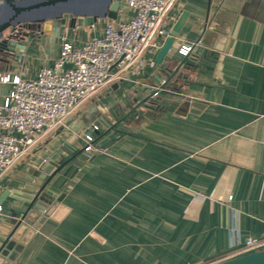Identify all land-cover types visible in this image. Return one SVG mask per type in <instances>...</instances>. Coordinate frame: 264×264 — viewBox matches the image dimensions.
Segmentation results:
<instances>
[{
  "label": "crops",
  "instance_id": "1",
  "mask_svg": "<svg viewBox=\"0 0 264 264\" xmlns=\"http://www.w3.org/2000/svg\"><path fill=\"white\" fill-rule=\"evenodd\" d=\"M184 12L161 68L156 54ZM107 20L58 36L7 30L21 49L0 76L35 79L64 41L101 37ZM166 21L169 36L144 53L139 73L111 69L110 83L1 176L0 264H218L245 239H264V0H176ZM163 80V106H150ZM10 90L0 83V106ZM89 104L101 135L113 127L93 153L83 152ZM47 179L52 203L19 223L22 196Z\"/></svg>",
  "mask_w": 264,
  "mask_h": 264
},
{
  "label": "built area",
  "instance_id": "2",
  "mask_svg": "<svg viewBox=\"0 0 264 264\" xmlns=\"http://www.w3.org/2000/svg\"><path fill=\"white\" fill-rule=\"evenodd\" d=\"M176 0H122L123 9L133 12L130 18L107 20L101 37L80 47L64 41L53 66L41 68L35 79L22 80L0 76V83L11 90L0 106V178L22 155L48 132L65 125L79 105L113 80L111 69H132L139 73L146 51L159 48V39L169 36L166 17ZM199 42V41H198ZM195 44L182 45L177 55L189 57ZM153 66L154 63L151 62ZM161 81L150 93L148 102H158L164 92ZM99 127L92 125L82 139L83 152L100 151L104 136L94 137ZM1 212V207H0ZM264 249V239L247 238L229 250L228 259Z\"/></svg>",
  "mask_w": 264,
  "mask_h": 264
},
{
  "label": "water",
  "instance_id": "3",
  "mask_svg": "<svg viewBox=\"0 0 264 264\" xmlns=\"http://www.w3.org/2000/svg\"><path fill=\"white\" fill-rule=\"evenodd\" d=\"M123 8L122 0H0V62L7 65L10 55H13L15 50L19 54L21 49L15 42V35H5L9 29L26 28L35 31L42 28L43 31H50L54 36H58L61 27L92 26L99 19L118 22L121 18L118 11ZM187 17V13H182L171 29L170 36L157 52L155 63L161 68L169 66L163 61L165 57L171 55V48ZM171 59L173 69L170 72L176 73L182 64H178L175 58ZM149 95L150 92L145 101H148ZM111 130L113 127L108 132ZM108 132L101 136H106ZM49 181L50 179H47L40 184L35 190V195L22 196L28 207L20 217L19 223L26 219L30 211L40 213L46 204L52 203L50 201L55 197V187L54 185L50 187ZM55 201L59 202V199ZM218 264H264V249Z\"/></svg>",
  "mask_w": 264,
  "mask_h": 264
},
{
  "label": "rangeland",
  "instance_id": "4",
  "mask_svg": "<svg viewBox=\"0 0 264 264\" xmlns=\"http://www.w3.org/2000/svg\"><path fill=\"white\" fill-rule=\"evenodd\" d=\"M102 20H104V19L97 20L98 21L97 23H99ZM82 104H83V102L79 106H81ZM149 105L153 106L151 103H149ZM85 110H86V112L83 114L81 122H83L87 125L86 128H91L92 123L96 122V117L98 116V110L93 104H89ZM97 124H96L97 126H100L99 123H97ZM101 130H102V128H101ZM93 135L95 138H97L96 132H93Z\"/></svg>",
  "mask_w": 264,
  "mask_h": 264
},
{
  "label": "trees",
  "instance_id": "5",
  "mask_svg": "<svg viewBox=\"0 0 264 264\" xmlns=\"http://www.w3.org/2000/svg\"><path fill=\"white\" fill-rule=\"evenodd\" d=\"M155 104V106H158V102H153ZM163 103V102H162ZM163 106V104H161ZM165 106V105H164Z\"/></svg>",
  "mask_w": 264,
  "mask_h": 264
}]
</instances>
